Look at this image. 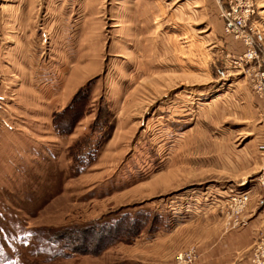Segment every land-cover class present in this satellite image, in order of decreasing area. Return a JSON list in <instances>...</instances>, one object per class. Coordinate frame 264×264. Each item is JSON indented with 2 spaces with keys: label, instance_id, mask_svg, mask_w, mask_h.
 Listing matches in <instances>:
<instances>
[{
  "label": "rangeland",
  "instance_id": "374dc122",
  "mask_svg": "<svg viewBox=\"0 0 264 264\" xmlns=\"http://www.w3.org/2000/svg\"><path fill=\"white\" fill-rule=\"evenodd\" d=\"M227 1L0 0V264H139L137 239L170 230L169 219L245 227L256 193L239 215L227 200L258 182L264 96L258 63L239 62L247 47L225 33ZM252 3L264 54V0ZM84 67L70 98L50 102ZM90 82L82 119L59 135L54 116ZM173 168L180 185L153 194ZM145 218L137 238L102 233ZM195 238L181 252L195 248L199 264Z\"/></svg>",
  "mask_w": 264,
  "mask_h": 264
},
{
  "label": "crops",
  "instance_id": "0c3cea01",
  "mask_svg": "<svg viewBox=\"0 0 264 264\" xmlns=\"http://www.w3.org/2000/svg\"><path fill=\"white\" fill-rule=\"evenodd\" d=\"M21 28L24 30L26 26L21 25ZM26 30L27 29H25L24 32H26ZM30 42L32 43L33 41L30 40ZM240 45H242V43ZM84 69L85 67L81 69L77 68L73 71L72 74L68 76L67 81L65 82L64 80L62 87L58 86V88H56V91L52 94L56 97L52 98L50 102L57 103L61 101L64 103L65 100L70 98L74 88L79 86V83L82 81L81 78L83 74L81 71L83 70L84 73ZM76 72L77 74L75 75ZM56 83L58 84V82ZM45 90V86L43 85L41 93ZM115 123L116 130L124 128L119 117H116ZM121 136H119L120 139ZM119 144H122L121 140L115 141L116 146ZM110 155L111 154H106L105 156L103 155V157L106 160L116 159L118 157L116 154H113V156ZM105 165L111 166L112 164ZM165 178H168V180L166 183H162L164 182L162 180ZM179 178L180 174L175 168L169 170L163 177L154 180L155 182L152 186H156V188L153 189L151 187L153 194L174 189L177 184L180 185ZM236 190L238 191V189H234V191ZM239 190L243 191V189ZM253 190H255V192H253ZM244 191L249 192L251 196L252 193H256L255 199L258 200L261 188L259 183L256 182L255 185H251L249 189ZM184 207L186 208V206ZM247 213L249 218L245 227L228 234L223 232V228L221 229V227L215 226L213 219L207 221L210 222L208 227L200 229H193V226L195 227L201 220H189L186 219L187 217H183L182 219L185 218L184 221L175 223L174 219H169L164 225L172 226L170 230H166L167 228L165 227L162 228L158 234L153 237L152 241L144 242L142 238L137 239L136 244L140 247V254L138 257L139 264H175L178 253H180L184 247L192 245L193 241L197 240L195 237L201 241V244H199L201 252L199 264H252L250 250L258 240L260 233L264 231V213L261 212L256 205L254 208L248 209ZM177 217H180L178 213L174 218Z\"/></svg>",
  "mask_w": 264,
  "mask_h": 264
},
{
  "label": "built area",
  "instance_id": "2783aa9c",
  "mask_svg": "<svg viewBox=\"0 0 264 264\" xmlns=\"http://www.w3.org/2000/svg\"><path fill=\"white\" fill-rule=\"evenodd\" d=\"M255 13L252 0H228L227 6L221 9V18L224 21L225 33L234 37L244 43L247 47L246 52L238 59L239 62L253 63L257 62L259 69L253 73V82L255 90L264 96V54L257 49V44L263 39L262 34L250 26L249 20ZM221 76H225L224 71H219ZM261 152L264 154V144L260 146ZM258 183L261 188V193L258 198V206L264 213V165L261 169V173L258 177ZM251 194L247 191H234L229 193V199L227 202L233 205V212L231 213L239 215L241 214L247 204L249 203ZM238 218L234 219L233 227L240 225ZM252 264H264V231L260 233V236L251 251ZM199 255L195 248L191 247L180 252L176 258V264H198Z\"/></svg>",
  "mask_w": 264,
  "mask_h": 264
},
{
  "label": "trees",
  "instance_id": "16d2710c",
  "mask_svg": "<svg viewBox=\"0 0 264 264\" xmlns=\"http://www.w3.org/2000/svg\"><path fill=\"white\" fill-rule=\"evenodd\" d=\"M92 88V82L88 83L87 85L83 86L78 93L75 95L74 99L72 100V102L61 112L58 113L57 115L54 116L53 119V124H54V128L55 131L59 134V135H66V134H70L72 133V131L74 130L76 124L79 123V121L82 119L83 114L85 113V101L87 100L89 94H90V90ZM96 160V157L92 156V159L90 162H85V159L82 157H75L74 158V162L78 163L81 165V168L88 165V164H93ZM77 172H80L81 170L79 168H77L76 170ZM149 218H145L142 220L141 224L135 226H130L128 229H126L125 227H122L121 229H117V231H115L113 229L112 224L108 225V226H104L103 229L99 226H95L93 225V227L91 226L92 232H96V231H100L101 229L103 230L102 233H105L106 236L108 233H116L120 235V233H126L128 237V239H133V238H137L142 231L144 230V228L146 227L147 223H148ZM121 220H118L116 223L120 222ZM133 222V221H132ZM124 225V224H121ZM160 226H157L160 228L162 225V222L159 223ZM87 229V228H86ZM114 230V231H113ZM135 230V231H134ZM125 231V232H124ZM111 233V234H112ZM97 234V233H95ZM109 240H111V238H109ZM114 242V241H113ZM108 243H104L102 245H100L97 249L99 250L97 254H99L100 252L104 251L106 248H108ZM75 251H79L81 252L82 250L78 249L76 246H74Z\"/></svg>",
  "mask_w": 264,
  "mask_h": 264
}]
</instances>
